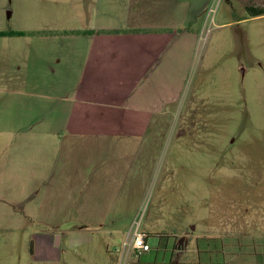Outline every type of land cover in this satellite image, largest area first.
I'll list each match as a JSON object with an SVG mask.
<instances>
[{
	"label": "crops",
	"instance_id": "1",
	"mask_svg": "<svg viewBox=\"0 0 264 264\" xmlns=\"http://www.w3.org/2000/svg\"><path fill=\"white\" fill-rule=\"evenodd\" d=\"M208 1L0 0V32L94 31L0 37V231L76 228L103 264H219L200 237L153 233L154 221L141 231L151 251L129 237L128 184L151 146L136 131L178 102Z\"/></svg>",
	"mask_w": 264,
	"mask_h": 264
},
{
	"label": "rangeland",
	"instance_id": "2",
	"mask_svg": "<svg viewBox=\"0 0 264 264\" xmlns=\"http://www.w3.org/2000/svg\"><path fill=\"white\" fill-rule=\"evenodd\" d=\"M197 24L199 45L178 102L146 117L151 126L136 131L151 146L128 184L135 190L132 227L143 225V231L154 221L153 233L200 237L199 245L219 253L210 255L219 264L229 251L236 253L230 264H259V249H264V0H209ZM75 231L69 226L57 232L36 225L25 229L17 222L2 228L0 264H103L97 251L87 253ZM70 233L76 239L70 241ZM116 247L120 253L122 247Z\"/></svg>",
	"mask_w": 264,
	"mask_h": 264
},
{
	"label": "built area",
	"instance_id": "3",
	"mask_svg": "<svg viewBox=\"0 0 264 264\" xmlns=\"http://www.w3.org/2000/svg\"><path fill=\"white\" fill-rule=\"evenodd\" d=\"M129 237L131 238L132 242L130 245V249L132 252L142 253L149 252L152 250L151 244L147 241L148 235L143 234L140 231L139 225L133 228V231L130 233Z\"/></svg>",
	"mask_w": 264,
	"mask_h": 264
},
{
	"label": "trees",
	"instance_id": "4",
	"mask_svg": "<svg viewBox=\"0 0 264 264\" xmlns=\"http://www.w3.org/2000/svg\"><path fill=\"white\" fill-rule=\"evenodd\" d=\"M189 28V27H188ZM187 28V29H188ZM186 30V29H185ZM184 30H181V32ZM91 34L94 33V31H86V32H80V31H63V32H18V31H6V32H0L1 36H26V35H42V34H50V35H74V34ZM149 237V236H148Z\"/></svg>",
	"mask_w": 264,
	"mask_h": 264
}]
</instances>
